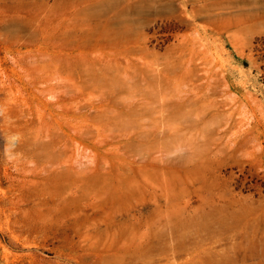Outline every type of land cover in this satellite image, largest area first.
<instances>
[{"label": "rangeland", "instance_id": "1", "mask_svg": "<svg viewBox=\"0 0 264 264\" xmlns=\"http://www.w3.org/2000/svg\"><path fill=\"white\" fill-rule=\"evenodd\" d=\"M0 264H264V0H0Z\"/></svg>", "mask_w": 264, "mask_h": 264}]
</instances>
